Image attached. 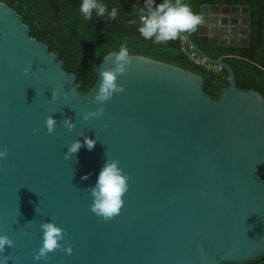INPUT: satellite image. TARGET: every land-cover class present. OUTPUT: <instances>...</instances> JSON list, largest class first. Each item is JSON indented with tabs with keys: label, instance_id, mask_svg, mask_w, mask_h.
Returning a JSON list of instances; mask_svg holds the SVG:
<instances>
[{
	"label": "water",
	"instance_id": "1",
	"mask_svg": "<svg viewBox=\"0 0 264 264\" xmlns=\"http://www.w3.org/2000/svg\"><path fill=\"white\" fill-rule=\"evenodd\" d=\"M219 28L202 23L200 33L212 45L249 43L248 35L246 43L220 41ZM184 35L227 71L228 86L216 99L202 74L129 53L117 81L124 92L84 121L83 113L98 107L99 77L90 91H71L76 73L0 0V149H8L0 159V234L14 241L4 254L18 257L15 264H45L33 253L40 224L50 219L73 251L56 249L47 264H247L264 255V95L239 88L229 63ZM112 53L98 74L114 66ZM55 87L68 98L52 100ZM48 115L57 121L52 134ZM66 117L75 123L71 131ZM83 135L96 140L93 149L82 146L64 160L67 145ZM107 158L119 162L128 188L119 214L104 221L90 210L87 188Z\"/></svg>",
	"mask_w": 264,
	"mask_h": 264
},
{
	"label": "trees",
	"instance_id": "2",
	"mask_svg": "<svg viewBox=\"0 0 264 264\" xmlns=\"http://www.w3.org/2000/svg\"><path fill=\"white\" fill-rule=\"evenodd\" d=\"M2 1L23 16L32 36L46 43L50 51L60 57L64 67L76 73V84L82 91L93 88L103 58L109 52L118 50L120 43L125 40L129 53L168 61L202 74L204 90L214 99L222 88L228 86L225 69L208 68L190 60L183 49L182 33L176 39L164 43L145 40L137 31L139 11L130 8L126 0H102L109 8L117 7V17L106 20L93 15L89 21H84L79 13L81 0ZM187 3L194 12L200 14L204 4L224 5L235 11L242 7L248 12L250 30L247 45H212L209 35L200 33L201 25L188 34L206 54L221 58L232 66L239 88L255 89L264 95V0H188ZM185 46H188L187 42ZM247 264H264V255Z\"/></svg>",
	"mask_w": 264,
	"mask_h": 264
},
{
	"label": "clouds",
	"instance_id": "3",
	"mask_svg": "<svg viewBox=\"0 0 264 264\" xmlns=\"http://www.w3.org/2000/svg\"><path fill=\"white\" fill-rule=\"evenodd\" d=\"M79 13L84 21L91 20L93 15L103 17L106 20H114L117 17L118 9L115 6L109 8L102 0H81ZM138 19L137 31L145 40H152L154 43L174 40L180 33H191L204 22L202 14L194 12L184 0H160L158 3L155 0H145L144 6L139 9ZM112 54L114 55V66L99 69V84L93 97L98 107L94 111L83 113L82 119L84 121L101 116L104 112V103L114 93H122L125 90L123 84L117 81L118 77L123 75L131 64L132 57L129 54L127 41L120 43L118 50L113 51ZM28 72L29 67H25L23 73L27 75ZM78 88L79 84H75L72 86L71 91L76 92ZM58 95H63L67 99L69 93L63 92L60 87L53 88L52 100H56ZM56 125L57 121L52 115L45 117L44 126L48 134L55 131ZM63 125L69 131L75 127V123L68 117L64 119ZM37 131L38 129H33V132ZM95 143V139L83 135L82 141L73 140L67 145L63 159L66 161L71 159L82 146L92 150ZM7 155V148L0 149V159L5 158ZM118 164L117 160L107 158L97 174L95 184L87 188L92 197L90 210L104 221H108L119 214L124 203L122 197L128 188V176ZM81 179H88V175L82 176ZM40 228L41 245L33 253L34 261H44L47 264L48 254L56 249H61L67 254L72 253L73 249L70 244L60 243L64 240L66 232L54 220L50 219L42 222ZM13 245L14 241L7 234H0V264H8L9 260L15 264L18 257L4 254L5 248H12Z\"/></svg>",
	"mask_w": 264,
	"mask_h": 264
},
{
	"label": "crops",
	"instance_id": "4",
	"mask_svg": "<svg viewBox=\"0 0 264 264\" xmlns=\"http://www.w3.org/2000/svg\"><path fill=\"white\" fill-rule=\"evenodd\" d=\"M229 8V9H226ZM245 13V15H248V12L244 10V8H239L237 11H235L232 7H225V8H220L219 5H210V4H205L202 8V16L204 20V24L207 25H220L219 28V35H222L223 31L225 30V24H224V18L229 17L230 15H233L231 18H236L240 19L241 14ZM217 32V30H216ZM247 33V30H246ZM248 35V33H247Z\"/></svg>",
	"mask_w": 264,
	"mask_h": 264
},
{
	"label": "rangeland",
	"instance_id": "5",
	"mask_svg": "<svg viewBox=\"0 0 264 264\" xmlns=\"http://www.w3.org/2000/svg\"><path fill=\"white\" fill-rule=\"evenodd\" d=\"M242 8V7H241ZM229 9V8H226ZM233 15L224 18L225 30L222 35H220V41H229V42H243L246 43L247 40V18L248 15L245 13L241 14L240 19L231 18ZM215 69H218L217 66H212Z\"/></svg>",
	"mask_w": 264,
	"mask_h": 264
},
{
	"label": "built area",
	"instance_id": "6",
	"mask_svg": "<svg viewBox=\"0 0 264 264\" xmlns=\"http://www.w3.org/2000/svg\"><path fill=\"white\" fill-rule=\"evenodd\" d=\"M126 1L129 3L130 8L135 9L136 12H138L139 9L144 6L145 3V0H126ZM181 36L184 42L183 49L188 53L190 60L197 64H201L208 68H211L212 65L209 63V61L195 49V47L187 40L186 36L183 33ZM186 42L188 43V46H185ZM217 67L218 69H220L219 66Z\"/></svg>",
	"mask_w": 264,
	"mask_h": 264
}]
</instances>
